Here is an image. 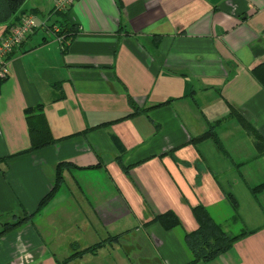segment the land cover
Masks as SVG:
<instances>
[{
	"label": "crops",
	"instance_id": "0c3cea01",
	"mask_svg": "<svg viewBox=\"0 0 264 264\" xmlns=\"http://www.w3.org/2000/svg\"><path fill=\"white\" fill-rule=\"evenodd\" d=\"M55 2L25 0L43 16L0 81V230L26 217L0 234V264H264V187L249 189L264 182V0ZM40 125L56 139L30 148ZM208 128L217 141L192 140ZM196 203L253 231L188 262ZM166 209L182 229L152 220Z\"/></svg>",
	"mask_w": 264,
	"mask_h": 264
},
{
	"label": "trees",
	"instance_id": "16d2710c",
	"mask_svg": "<svg viewBox=\"0 0 264 264\" xmlns=\"http://www.w3.org/2000/svg\"><path fill=\"white\" fill-rule=\"evenodd\" d=\"M24 2L25 0H0V24L4 25L3 33H5L10 26L16 24L21 18V16L32 14V13L26 12V10L23 8ZM62 11H59V12L62 13ZM33 19H35V15L33 16ZM10 52L7 55H9ZM7 59H8V56H7ZM254 73L257 79L264 86V62L257 66V68L254 70ZM2 79L3 78H0V81ZM128 102L130 104V100H128ZM37 114H40V115H37ZM36 115H37L36 118H38L39 124L43 125L41 113H36ZM241 122L245 126L247 131L253 134V136L256 135L255 132L249 127V125L246 122H244L243 120H241ZM41 125L38 126V130L33 132V134L38 133L37 137L34 138L32 135H30L31 136L30 137L31 138L30 148L39 147L41 145H44L56 139V138H53V139L49 138L48 134L44 135L45 131L41 129ZM204 137H213L215 139L214 133L211 128H208L207 130L198 133L194 138H192V140H198ZM253 140H254L255 146L259 148L261 144H259L258 135H256ZM215 141H217V139H215ZM63 164H65L64 161L63 162L59 161L57 163L56 165L57 172L55 173V179H54L53 185L38 201L37 210H39V208L45 202H47V200L51 197L54 190L56 189L58 182L60 181L59 179L60 175H59L58 170L61 168ZM262 187H264V182L253 186L251 189H252V192H254V190L260 189ZM225 198L227 199L231 207V210H232L227 220L229 222H234V223L239 222V217L235 210L236 201L234 197L231 195V193L226 192ZM190 210L196 222V227L191 231L182 230V239L189 252L188 262L211 259L217 254L228 249L236 239L253 231V229H245L244 227H240V230L235 233L228 232L227 230L222 228L221 222L216 221L209 214L207 208L201 203H196L195 205H192ZM25 218L26 217L23 216V217L18 218L15 221L5 222L0 230V234L8 229H11L17 226L18 224L23 222ZM152 220H156L165 229L174 228V227H177L178 229H182L180 220L178 219L176 214L171 209H166L165 211L154 214L152 217ZM112 238H114L113 235L111 237L110 236L107 238L105 237L104 239H101L91 244L90 246L86 247V249H90L92 251L96 246ZM80 251L82 250H78L76 253H80Z\"/></svg>",
	"mask_w": 264,
	"mask_h": 264
},
{
	"label": "built area",
	"instance_id": "2783aa9c",
	"mask_svg": "<svg viewBox=\"0 0 264 264\" xmlns=\"http://www.w3.org/2000/svg\"><path fill=\"white\" fill-rule=\"evenodd\" d=\"M73 0H56L55 9L65 10ZM33 15L21 16L19 21L10 26L8 30L0 35V78H5L8 72L7 54L25 37V34L33 26Z\"/></svg>",
	"mask_w": 264,
	"mask_h": 264
},
{
	"label": "rangeland",
	"instance_id": "374dc122",
	"mask_svg": "<svg viewBox=\"0 0 264 264\" xmlns=\"http://www.w3.org/2000/svg\"><path fill=\"white\" fill-rule=\"evenodd\" d=\"M43 14H45V12H43ZM51 14H53V12H51ZM37 15V16H36ZM35 15V17H41V16H43V15H41V14H36ZM34 16V15H33ZM53 17V16H52ZM214 141V140H213ZM214 143H215V141H214ZM216 144V143H215ZM217 146V145H216ZM215 150L219 153V150L217 149V148H215ZM104 185V187L105 188H108L107 187V185H105V183L103 184ZM253 186H250L249 187V189H251ZM235 189H236V191H235V195H236V198H238V203L241 201V200H243V185H241L240 187H238V186H236L235 187ZM245 189L248 191V187H245ZM252 190V189H251ZM219 222V221H218ZM222 224V223H221ZM237 230V227L236 228H233L232 229V232H235ZM73 233V232H76L77 234H78V236L77 237H81V238H83V239H85V240H87V241H90V240H92V239H94L95 237H96V235L94 234V232H93V230H89L88 229V231H86V230H84V229H76V230H74V229H68L67 230V234H70V233ZM71 238V237H70ZM75 262V261H74Z\"/></svg>",
	"mask_w": 264,
	"mask_h": 264
}]
</instances>
